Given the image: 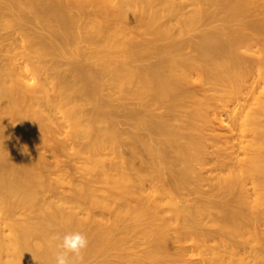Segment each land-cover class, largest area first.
Segmentation results:
<instances>
[{"label":"bare ground","instance_id":"6f19581e","mask_svg":"<svg viewBox=\"0 0 264 264\" xmlns=\"http://www.w3.org/2000/svg\"><path fill=\"white\" fill-rule=\"evenodd\" d=\"M171 1L0 0V34L17 31L22 36V41L14 40L22 42L21 46L0 49V118L13 120L5 126L0 124V218L4 221L0 226V264H55L60 241L52 237L76 231L89 241L83 264L96 258L100 259L97 264H172L179 257H169L170 244L189 240L199 247L204 239L197 238L196 230L206 219L219 232L241 239L230 245V255L237 253L240 245L251 246L249 250L244 246L249 259L246 264H264V239L258 237L254 222L264 214L259 212L264 209V125L261 118H246L253 140L240 147L245 158L233 167L223 152L219 156L223 160L215 164L216 168L211 167L220 172L214 189L223 191L219 206L226 215L224 221L215 222L211 219L210 196L201 188V170L207 167L204 140L209 106L197 99L196 85L190 89L196 83L200 87L196 89L224 87L235 95L245 78L237 59L241 38L208 35L182 41L190 53L189 58L178 61L172 55L182 49L181 42H168L137 54L131 51L132 42L126 40L127 26L136 20L145 22L147 33L155 40L170 39V30H155L163 14L154 8L163 5L168 16H173ZM238 2L229 0L226 7L240 6ZM199 17L184 24L193 26ZM27 23L41 26L46 32L38 29L47 36H38L32 28L31 32ZM156 55L157 61L151 63ZM66 57L71 59L70 68L59 71L60 59ZM137 60L150 63L142 70L128 65ZM258 76L264 84V68ZM131 87L135 91L130 95L152 118L144 119L142 112H127L114 105ZM57 112L63 116L60 126ZM120 113L130 117L136 131L125 140L114 121ZM256 115L264 117V103ZM60 127L67 129L64 137L68 145H76L77 155L86 161L85 171L97 172V176L78 186L72 197L59 198L58 204L42 197L45 192L56 193L57 188L48 180L44 182L47 163L35 145L49 148ZM28 130L34 139H27L31 136ZM17 140H21L18 146ZM83 140L79 146L78 141ZM122 148H126L124 153ZM104 156L110 157L108 164ZM95 183L105 186L102 196ZM181 196L198 198L194 208L181 204ZM110 199L122 205L113 210ZM201 199L207 202L202 205L198 202ZM69 203L76 206L66 211ZM86 204L110 213L112 218L96 221L88 208L79 206ZM163 206L182 223V231L169 236L171 222L161 218ZM76 210H83L86 218H78ZM22 214V220L17 218ZM126 218L132 224H125ZM156 221L160 222L158 229L153 228ZM257 223L259 228L264 226V218ZM143 224L142 234L150 246L142 256L129 259L123 248ZM246 235L251 239L243 237Z\"/></svg>","mask_w":264,"mask_h":264},{"label":"rangeland","instance_id":"374dc122","mask_svg":"<svg viewBox=\"0 0 264 264\" xmlns=\"http://www.w3.org/2000/svg\"><path fill=\"white\" fill-rule=\"evenodd\" d=\"M196 1H199V4ZM228 1L229 0H213L214 3L211 5L210 0H186L185 2H180V0H172L170 4L172 3L173 9L175 11L173 16H168V13L165 11V9H163V5H157L154 8V11L161 10L163 14V18L155 25V30H157L158 32L165 29L170 30L168 36V38L170 39L155 40L153 35L147 33L148 29L146 28L145 22L138 20H136V23L128 24V31L126 35V40H130L134 45L132 46L131 51L136 52L137 54H142L154 47H162L168 42H178L176 43L178 45L179 42H181V45L179 46L182 49H180L177 54L172 55L173 58L177 61L186 60V58H189L188 54L190 53V50L186 49L184 44L186 40H198V38L208 35H223L225 37L232 35L235 38H241V41H239V44L237 45V59L241 63L242 70L245 73V78L239 86L238 92H236L235 95H230L229 93L231 90L225 89L224 87L217 89H213L212 87H204L203 90H201L196 89V83L190 86V89L192 91V87L196 85L193 88L194 90H196L197 99L202 103H207L209 106L207 110L209 117V125L206 126V140H204L205 145L207 146V155L205 156V164L207 163V167H205V169L207 172L205 171V169H203V172L201 170L202 174H200L203 177L201 188L204 193H207L210 196V205L213 208L211 212V219L215 222L224 221L226 215H224L225 213L223 212V210H221L219 206L220 195L223 191H217L214 189V179L220 172L212 168L215 166V164L220 162V160H223V158L219 157L223 156V152L225 154L227 153L226 155L228 157L230 156L229 158L225 156V161H227V163H229L233 167L237 166V160H243L245 158V155H243V149L240 150V147L242 146L241 148H243L253 140V133L248 131V121L246 118H261V126L264 125V117L256 115V113L258 112L259 105L261 103H264V84L262 81H259L260 79L258 76L259 71L264 68V0H239L238 3L240 4V6H236L233 8L226 7V3ZM197 15H199L200 17L195 23V25L188 26L184 24L185 21L188 22L187 20L194 18ZM31 24L34 25L33 23H27V27H30L28 29L31 32L32 30H34L35 34L37 33L38 36H40L39 34L43 36L45 35L43 33L45 30L42 29L41 26L39 27L36 24L34 26H31ZM38 27L43 32H41ZM7 33H10V37H8L9 35H7ZM7 33L2 32L0 34V36L5 35L4 37H0V49H13L15 46H21L22 42L20 41H22V36L20 33H17V31H8ZM45 36H47V33ZM5 40L10 41L4 42ZM14 40L20 41L16 43ZM1 44L3 47H1ZM81 46H83V44H81ZM70 50H72V48H70ZM6 55L7 54H5V56ZM69 59H67V57L65 59H60L61 66L58 69L59 71L65 72L70 68L71 59ZM157 59L158 55L152 56L150 62H156ZM148 61L149 60H137L136 62L128 63V65L131 68H136V70H142L143 66L147 65V63H150ZM258 82L261 83L259 84ZM137 90L138 88L136 86V91ZM134 91L135 87H131L125 94V97L120 99L117 98L118 102L115 101V104L114 102L113 104L117 105L118 107L121 106L120 109L122 108V110H126L127 112L133 110L142 112V118L144 119L148 120L149 118H152L149 114L150 112L148 113V111L145 110L144 107L140 106L139 100L136 97L130 95L131 92ZM242 109L245 111L243 112ZM162 111L163 110H160L159 112ZM241 111L242 114H239V112L241 113ZM57 113V115L55 113V116L57 117L56 122L60 126L61 123H64V121L61 120L63 116L59 114V112ZM247 113H249V115ZM124 114L125 113H120L119 116H117L116 120H114L115 123H117V128L120 129L119 132L122 133L123 140L128 138V134L130 135L136 132L133 130V121L129 120L128 118L130 117L125 116L126 114ZM1 119V126L13 123V120L11 118L1 117L0 120ZM59 120H61L62 122ZM4 121H6V124H2ZM63 126L65 125L63 124L62 127ZM62 127H60L59 133L52 136L51 141L53 142L49 144V148H45L46 145L43 144H40L41 146H38V143H36L35 145V148L38 151L36 152L42 158H44L47 163V169L44 170L45 172H43V178L46 177L43 179L44 182L48 180L46 182H52L54 183V185L56 184L55 186L57 188L55 189L56 191L54 190L56 193H52L51 191L45 192V196L42 197L44 198V200L53 201L58 204H60L59 198L72 197L78 186L83 183L94 181L97 176V172L88 174L85 171L87 166L86 161L82 157L77 155L76 150L78 148L76 147V145H68L69 143L67 140H65L64 137L65 132H67V129ZM31 128H29V130ZM33 130H35V128L32 129V131ZM62 130L64 133L61 132ZM27 132V135L25 134L26 137L28 136ZM30 132L31 131H29V134L31 135ZM25 136L23 135L22 138H24ZM32 136L33 135L27 137V139H34ZM19 141L21 140H17L18 143L16 142V146L20 144ZM79 142L82 143L80 144ZM84 142V140L78 141L79 146H82ZM50 145H55V148L51 146V150ZM56 145L57 147L63 146V148H57ZM49 149L51 154L53 150L55 151V154L51 155ZM122 149L121 151L124 153L126 148ZM238 149L240 151H238ZM14 158H12V160ZM104 158L106 160V163L108 164L110 161V157L104 156ZM210 169H212L213 172H211ZM94 186L99 192L98 195L102 196L105 190V186L99 183H95ZM147 186L149 187V185ZM250 187L251 185L247 186V188L249 189ZM249 192L251 193V191ZM182 197L183 196H181L180 198ZM43 198H40V201H43ZM184 198L186 197H183V199ZM187 198L189 201L186 200ZM187 198L184 199V202L186 201L185 203L183 202V199H180L182 201V203H180L194 208L195 204L193 203H196L198 198H194V196H192L191 198L187 196ZM195 199L196 202H194ZM132 201L135 202L136 200L132 199ZM198 202L203 205L207 201L203 200L202 202ZM109 203L113 210L116 209L118 206L122 205L121 201H116L113 199H110ZM73 206L76 205L74 203H69L65 205L66 211H70ZM79 206H81V209L88 208L91 212L90 214L98 222H105L107 218H112V215L110 213H106L101 209L90 208L87 204ZM161 210V218L163 220H168L171 222V226L169 228V236H172L174 232L182 228V223L180 221L175 220L172 215V212L167 207L163 206ZM76 211L78 218H86V213L83 210ZM263 211L264 209L260 208L259 212L263 213ZM249 217L251 216L248 215V218ZM259 217H261V219H257L254 221L256 223V233L258 234L259 238L264 239V226H261L259 228L257 223L258 221L259 223L262 222L264 214H261ZM17 218L22 220L24 216L22 214L19 215ZM3 223V219L0 218V226L3 227ZM125 224H132V220L130 218H126ZM159 225L160 222L156 221V223L153 225V228L158 229L160 227ZM143 226L144 224L140 226L137 231L135 230V232L131 234L130 241L123 248L122 252L125 256H128L129 259L142 256L150 246L148 240L142 234ZM196 236L199 239H204V243L202 242L199 247L195 246L189 240H186V242L181 245L173 243L170 244L168 248L169 257H173L175 254H177L179 257L178 261L172 264H239L240 260H242L244 264H246V262L249 260L247 259L248 251L244 250L246 249L244 248L245 245L238 246L237 253H235L234 255H230L228 250L230 245L236 244L241 239L237 237H229L219 232L214 226H212V222L208 219L204 220V223L197 227ZM243 237L246 239H251L247 235ZM223 244H225L226 247H224ZM252 244L254 247H256L257 250H259L258 245H256L255 243H251V245ZM245 247H247V245ZM250 247L248 246L247 249H250ZM215 256H218L219 260H215ZM99 260L100 259L98 258H96L95 260H90L88 264H97Z\"/></svg>","mask_w":264,"mask_h":264},{"label":"clouds","instance_id":"9594fccd","mask_svg":"<svg viewBox=\"0 0 264 264\" xmlns=\"http://www.w3.org/2000/svg\"><path fill=\"white\" fill-rule=\"evenodd\" d=\"M53 240L60 241L54 253L55 264H83V253L88 247V238L82 232L65 233L62 237L54 235Z\"/></svg>","mask_w":264,"mask_h":264}]
</instances>
